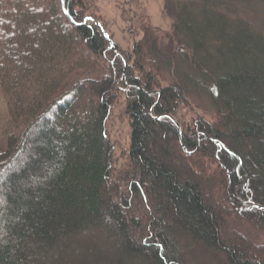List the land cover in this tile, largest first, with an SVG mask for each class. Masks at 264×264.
<instances>
[{
    "label": "trees",
    "instance_id": "obj_1",
    "mask_svg": "<svg viewBox=\"0 0 264 264\" xmlns=\"http://www.w3.org/2000/svg\"><path fill=\"white\" fill-rule=\"evenodd\" d=\"M164 2L171 35L142 22L125 49L86 0H0V264H199L197 250L264 264V242L229 220L264 234V0ZM190 73L212 120L176 118L200 86Z\"/></svg>",
    "mask_w": 264,
    "mask_h": 264
},
{
    "label": "rangeland",
    "instance_id": "obj_2",
    "mask_svg": "<svg viewBox=\"0 0 264 264\" xmlns=\"http://www.w3.org/2000/svg\"><path fill=\"white\" fill-rule=\"evenodd\" d=\"M86 6L91 10L92 17L88 18L94 23L97 21L103 33L111 41L118 43L120 47L125 49H129L134 41L142 37L140 29V23L142 22L149 24L158 33L166 35V37L171 35L172 17L165 7L164 0H86ZM183 70L187 71V69ZM190 76L199 83L201 82L199 78L191 73ZM161 77H159L161 82H167L169 79L168 72L163 71ZM124 99L123 92H119L117 99L113 103L107 124L108 133L114 144V160L117 167L124 166L126 162L124 157L125 148L129 139V125L125 113ZM197 114L204 116L208 120H212L215 117V110L209 102L201 83L196 92L189 94L188 101L178 108L176 118L180 122H184ZM9 121L7 105L0 89V143L3 148L5 145L3 129ZM215 172L216 175H213V178L219 180L216 167L210 165V173L215 174ZM229 220L233 228L243 232L256 242H264V234L258 231L251 222L236 215L231 216ZM107 241L108 239L106 241L103 240L102 243L98 242L97 246L99 245L98 247H100L107 243V246H111V241ZM194 254V259L199 264H216L209 255L199 250ZM87 255L90 254L87 253Z\"/></svg>",
    "mask_w": 264,
    "mask_h": 264
},
{
    "label": "water",
    "instance_id": "obj_3",
    "mask_svg": "<svg viewBox=\"0 0 264 264\" xmlns=\"http://www.w3.org/2000/svg\"><path fill=\"white\" fill-rule=\"evenodd\" d=\"M95 23L98 25V27L100 28V30L103 32L102 28L100 27V24L97 21H95ZM107 39L110 41V44H111V40L108 37H107Z\"/></svg>",
    "mask_w": 264,
    "mask_h": 264
}]
</instances>
